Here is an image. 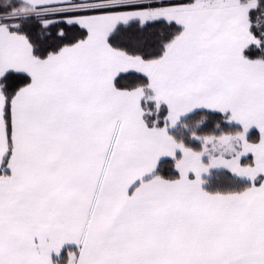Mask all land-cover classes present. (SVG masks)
Instances as JSON below:
<instances>
[{
    "label": "snow or ice",
    "instance_id": "obj_1",
    "mask_svg": "<svg viewBox=\"0 0 264 264\" xmlns=\"http://www.w3.org/2000/svg\"><path fill=\"white\" fill-rule=\"evenodd\" d=\"M0 264H264V0H0Z\"/></svg>",
    "mask_w": 264,
    "mask_h": 264
}]
</instances>
